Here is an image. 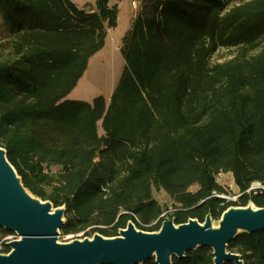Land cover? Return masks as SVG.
<instances>
[{
    "label": "trees",
    "instance_id": "obj_1",
    "mask_svg": "<svg viewBox=\"0 0 264 264\" xmlns=\"http://www.w3.org/2000/svg\"><path fill=\"white\" fill-rule=\"evenodd\" d=\"M138 1L110 101H86L68 96L116 27L117 5L0 0V146L31 193L66 206L62 235L113 237L130 220L159 230L155 190L172 198L177 224L264 207V188L251 189L264 186V0ZM221 48L237 51L213 62ZM221 172L233 174L238 200L221 196ZM10 234L0 226V253ZM228 249L264 264V230ZM213 259L200 247L173 264Z\"/></svg>",
    "mask_w": 264,
    "mask_h": 264
},
{
    "label": "water",
    "instance_id": "obj_2",
    "mask_svg": "<svg viewBox=\"0 0 264 264\" xmlns=\"http://www.w3.org/2000/svg\"><path fill=\"white\" fill-rule=\"evenodd\" d=\"M248 204L230 206L217 227L211 213L203 222L189 218L177 224L174 218L166 219L156 231L139 229L130 220L116 236L96 232L93 238L63 243L59 234L66 206L55 207L31 193L0 146V226L18 235L7 242L10 251L0 253V264H144L150 259L173 264L174 256L184 258L200 247L213 250L214 264H245L241 254L228 248L239 234L264 230V207Z\"/></svg>",
    "mask_w": 264,
    "mask_h": 264
},
{
    "label": "rangeland",
    "instance_id": "obj_3",
    "mask_svg": "<svg viewBox=\"0 0 264 264\" xmlns=\"http://www.w3.org/2000/svg\"><path fill=\"white\" fill-rule=\"evenodd\" d=\"M81 8H89L95 6L97 0H73ZM132 0H110L111 5H117L118 17L116 27L110 29V33L107 36L105 45L99 50L90 60L87 70L83 77L79 80L76 87L71 91L68 98L80 99L86 101H92L96 96L103 95L108 101L116 87L121 73L125 66V60L120 50L123 37L130 30L132 24V18L137 13L138 8H133L131 4ZM139 3V1H138ZM140 4V3H139ZM1 24V20H0ZM0 25V31H2ZM236 48H221L213 56V62H224L231 59L236 54ZM57 170V168H53ZM217 179L225 189L229 200L236 201L240 195V189L236 185L234 176L229 172H221ZM254 189L264 187L262 184H253ZM197 186H193L192 189H196ZM155 198L164 207V217L169 218L171 213L175 210V205L172 198L163 190H155ZM248 206L256 207L253 203H249ZM213 227L219 225L218 220H212ZM90 229L86 231H80L78 233L71 234H59V241L63 243L71 242L75 239L83 240L85 238H93ZM18 235L13 233L6 237L8 241L17 239Z\"/></svg>",
    "mask_w": 264,
    "mask_h": 264
},
{
    "label": "built area",
    "instance_id": "obj_4",
    "mask_svg": "<svg viewBox=\"0 0 264 264\" xmlns=\"http://www.w3.org/2000/svg\"><path fill=\"white\" fill-rule=\"evenodd\" d=\"M131 4H132L133 8H135V9L138 8L139 3L137 0H132ZM258 184H260V183H258ZM251 189H252V187H251ZM251 189H249L248 191H250ZM221 196L226 198V199H229V197H227V195H225V194H222Z\"/></svg>",
    "mask_w": 264,
    "mask_h": 264
},
{
    "label": "crops",
    "instance_id": "obj_5",
    "mask_svg": "<svg viewBox=\"0 0 264 264\" xmlns=\"http://www.w3.org/2000/svg\"><path fill=\"white\" fill-rule=\"evenodd\" d=\"M138 1V0H137ZM109 33H110V30H109ZM109 33H108V35H109ZM120 47H121V45H120Z\"/></svg>",
    "mask_w": 264,
    "mask_h": 264
}]
</instances>
